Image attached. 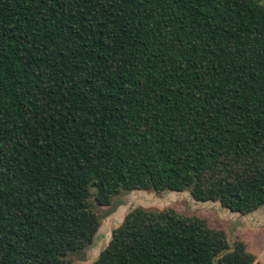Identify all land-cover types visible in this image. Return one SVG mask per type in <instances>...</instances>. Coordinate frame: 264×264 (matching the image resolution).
Listing matches in <instances>:
<instances>
[{
	"label": "trees",
	"instance_id": "1",
	"mask_svg": "<svg viewBox=\"0 0 264 264\" xmlns=\"http://www.w3.org/2000/svg\"><path fill=\"white\" fill-rule=\"evenodd\" d=\"M130 190L264 206L261 0H0V264H71ZM111 235L92 264H259L173 208Z\"/></svg>",
	"mask_w": 264,
	"mask_h": 264
},
{
	"label": "rangeland",
	"instance_id": "2",
	"mask_svg": "<svg viewBox=\"0 0 264 264\" xmlns=\"http://www.w3.org/2000/svg\"><path fill=\"white\" fill-rule=\"evenodd\" d=\"M261 1L264 3V0ZM135 207L146 210L173 208L179 214L205 219L209 227L225 232L230 246L237 240L242 241L246 249L256 256L258 263L264 264V206L250 213L240 214L229 211L218 201H197L188 191L170 190L123 191L113 197L109 206H100L93 201V209L100 217L98 231L89 246L71 256V264H90L107 244L111 230Z\"/></svg>",
	"mask_w": 264,
	"mask_h": 264
},
{
	"label": "water",
	"instance_id": "3",
	"mask_svg": "<svg viewBox=\"0 0 264 264\" xmlns=\"http://www.w3.org/2000/svg\"><path fill=\"white\" fill-rule=\"evenodd\" d=\"M229 210V209H228ZM230 211V210H229ZM127 214V213H126ZM125 214V215H126ZM241 214V213H240ZM125 215H124V217H125ZM124 217H123V219H124ZM123 219H122V221H123ZM122 221H121V223H122ZM120 223V224H121ZM119 224V225H120ZM113 230V229H112ZM112 230H111V232H112ZM111 232H110V237H109V240H108V242L111 240ZM96 234V233H95ZM95 236V235H94ZM93 239H94V237H93ZM108 242H107V244H108ZM107 244L104 246V248L107 246ZM102 250V249H101ZM101 250L99 251V253H98V255L95 257V258H93L92 260H91V262H90V264H92L97 258H98V256H99V254H100V252H101Z\"/></svg>",
	"mask_w": 264,
	"mask_h": 264
},
{
	"label": "bare ground",
	"instance_id": "4",
	"mask_svg": "<svg viewBox=\"0 0 264 264\" xmlns=\"http://www.w3.org/2000/svg\"><path fill=\"white\" fill-rule=\"evenodd\" d=\"M97 231H98V230H97ZM97 231H96V232H97ZM108 235H109V234H108Z\"/></svg>",
	"mask_w": 264,
	"mask_h": 264
}]
</instances>
